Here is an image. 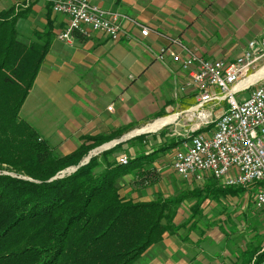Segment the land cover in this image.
<instances>
[{"label":"crops","instance_id":"1","mask_svg":"<svg viewBox=\"0 0 264 264\" xmlns=\"http://www.w3.org/2000/svg\"><path fill=\"white\" fill-rule=\"evenodd\" d=\"M11 1L16 7L6 9L4 0L0 15L12 9L19 13L16 28L27 43L35 41V34L44 32L47 19L52 27L48 53L19 117L59 156L73 153L85 138H104L103 144L88 152L81 166L92 155L99 157L118 145L120 152L114 157L120 164L117 155L133 159L140 150L150 154L168 146L173 139L166 141L167 132L176 135L177 143L197 134L195 131L202 133V128H193L194 134L184 133L189 126L180 115L196 101L193 91H180L186 74L168 57L164 64L155 58L167 47L183 56L182 48L171 44L172 40L196 50L204 59L225 62L239 57L250 42L264 41V0H85L134 20L146 27L149 34L141 38L137 28L122 22L125 35L118 42H111L101 33H91L88 38L75 35L70 43L57 39L66 28L67 18L53 14L47 0ZM215 110L217 114L221 111ZM168 118L172 120L155 132L134 134ZM149 137L158 144L157 149L143 148L149 144ZM176 146L171 149L173 152ZM160 154L148 171L149 177H140L131 170L118 181V194L127 202L181 199L173 219L174 231L165 233L134 264H234L235 260L237 264H250L264 246L257 247L260 250L243 263L240 257L231 256L222 235L214 236L215 230L207 224L209 219H203L206 203L235 196L208 197L207 185L218 188L217 183L206 180L192 184L182 181L174 172L167 174L169 170H165ZM171 174L176 180L171 179ZM201 196L206 198L203 202H199ZM253 208L257 210L254 203ZM260 215L262 223H255L257 229L263 225L260 233L264 235V211ZM198 216L206 224L196 223ZM224 228L220 231L226 235Z\"/></svg>","mask_w":264,"mask_h":264},{"label":"trees","instance_id":"2","mask_svg":"<svg viewBox=\"0 0 264 264\" xmlns=\"http://www.w3.org/2000/svg\"><path fill=\"white\" fill-rule=\"evenodd\" d=\"M18 18L14 9L0 15V264H134L165 233L174 231L181 199L127 202L118 194V181L131 170L149 177L159 153L179 142L172 140L150 154L140 150L126 165L115 160L118 145L55 178L78 167L105 140L85 138L73 153L59 156L20 119L48 53L52 27L47 19L44 32L27 43L17 31ZM205 191L217 198L237 196L243 188L207 185ZM256 253L247 249L240 258L247 263Z\"/></svg>","mask_w":264,"mask_h":264},{"label":"built area","instance_id":"3","mask_svg":"<svg viewBox=\"0 0 264 264\" xmlns=\"http://www.w3.org/2000/svg\"><path fill=\"white\" fill-rule=\"evenodd\" d=\"M47 1L53 14L67 18L65 30L57 36L65 43H70L75 35L88 38L91 33H101L111 42H118L125 35L122 22L137 28L141 38L149 34L134 20L85 0ZM171 44L180 46L183 56L167 47L159 51L156 61L164 64L168 57L187 76L180 91L196 94L195 104L180 115L189 126L184 133L202 128V135H195L190 144L174 150L172 171L192 184L212 180L223 188L252 187L255 209H264V77L239 87L264 68L259 67L264 60V41L250 42L230 62L204 59L177 40ZM246 92V99L237 98ZM216 108L221 109L218 114ZM250 264H264V247Z\"/></svg>","mask_w":264,"mask_h":264},{"label":"rangeland","instance_id":"4","mask_svg":"<svg viewBox=\"0 0 264 264\" xmlns=\"http://www.w3.org/2000/svg\"><path fill=\"white\" fill-rule=\"evenodd\" d=\"M3 1L4 0H0V8L3 7V3H4ZM11 5L16 7V3L14 1L9 2V0H7V4H5L4 7H6L7 9V7H10ZM263 66H264V62H262V64L259 67H263ZM248 94H249L248 92L243 93L237 96V98L246 99L248 97ZM150 135L153 134L150 133ZM154 135L155 137L158 136L157 134ZM171 138L175 140L176 135L174 133L167 132V137L165 138L166 141L167 142L170 141ZM151 139L152 137L146 139V141H148L150 145L149 144H147L146 146L143 145V148L146 147V150H150V149L155 150L158 148V144ZM138 148L141 149L142 147H138ZM172 154H173V150H169L161 153L159 156V159H161L162 163L165 164L164 166L165 170H169L167 174H169L170 171L173 172L171 169ZM124 156L126 155H121V154L117 155L118 159ZM94 157L97 156L92 155V158ZM79 167L80 165L76 168ZM76 168L75 167L71 168L72 172ZM63 172L66 173L67 175L68 173L70 174V168L64 170ZM63 172L59 174L57 177L62 178L63 176H65L62 175ZM2 173L5 175L9 174L11 176H15L14 174H10L7 172H2ZM171 179L174 181L176 180V177L174 178V175H172ZM254 196H255V189L252 187H247V188H243V191H241V193L235 197H229L226 199H221L216 201H209V203H206L207 205L204 208L203 219L204 218L209 219L210 223L207 221V224H210L211 228L215 230L216 234L214 236L217 235L218 237V234L222 235L221 240H223L222 241L223 243L224 242L228 243L229 251L231 252L232 257H236V256L240 257V255H242V253L247 249L255 248V250H257L259 249L257 247L261 245L264 246V235L260 233L263 230L262 228L263 225H261V227H259L258 229L256 228V223H260V222L262 223L260 214L264 211V209L254 210L253 208ZM199 217L200 216L195 217L196 223H198L199 225L206 224V222L202 221L203 219ZM254 218L257 220H255ZM219 226L225 227L224 231L227 233L226 235H224L223 232L220 231L221 227ZM213 238L217 239L216 237ZM219 257L217 256L215 258L218 259ZM242 260H240V262Z\"/></svg>","mask_w":264,"mask_h":264},{"label":"bare ground","instance_id":"5","mask_svg":"<svg viewBox=\"0 0 264 264\" xmlns=\"http://www.w3.org/2000/svg\"><path fill=\"white\" fill-rule=\"evenodd\" d=\"M264 77V68L259 71L256 75H254L253 77H251L249 80H247L246 82H244L243 84L239 85V87H242L244 86L245 84H248V83H252L260 78ZM172 119L171 118H168V119H163V120H159L157 122H155L154 124L150 125V126H147L146 128L138 131V132H135L134 134L136 133H141V132H155L157 130H159V128L164 125L165 123L171 121ZM198 129V128H197ZM195 130V129H193ZM199 131V130H198ZM200 132V131H199ZM194 133H197L195 135H202V133H198L197 131H195ZM193 133V134H194ZM133 134V135H134ZM195 135H192L191 137H187L185 138L186 140H183L181 141L175 149H178L181 145H188L191 143V141L195 140ZM185 136V135H184ZM174 149V150H175ZM129 159V158H128ZM127 158L123 159V160H119L120 164L121 165H126L127 164V161H128Z\"/></svg>","mask_w":264,"mask_h":264},{"label":"water","instance_id":"6","mask_svg":"<svg viewBox=\"0 0 264 264\" xmlns=\"http://www.w3.org/2000/svg\"><path fill=\"white\" fill-rule=\"evenodd\" d=\"M115 145H116V144H115ZM89 160H90V156L88 157L87 162H88ZM82 165H83V164H82ZM80 166H81V165H80ZM75 170H77V168L74 169V171H75ZM74 171H73V172H74ZM70 172H72V171H70ZM63 174H64V172H63ZM55 178H58V177H55Z\"/></svg>","mask_w":264,"mask_h":264}]
</instances>
